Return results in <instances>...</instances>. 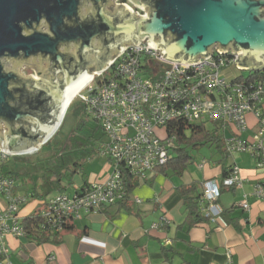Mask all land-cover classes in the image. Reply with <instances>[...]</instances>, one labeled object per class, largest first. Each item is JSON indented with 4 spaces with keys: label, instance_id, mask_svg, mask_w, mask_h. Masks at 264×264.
<instances>
[{
    "label": "water",
    "instance_id": "1",
    "mask_svg": "<svg viewBox=\"0 0 264 264\" xmlns=\"http://www.w3.org/2000/svg\"><path fill=\"white\" fill-rule=\"evenodd\" d=\"M115 1L0 0L3 153L45 144L92 74L145 38L174 63L206 60L217 47L238 55V69L264 70V0H129L144 16ZM26 66L35 77L21 73Z\"/></svg>",
    "mask_w": 264,
    "mask_h": 264
},
{
    "label": "built area",
    "instance_id": "2",
    "mask_svg": "<svg viewBox=\"0 0 264 264\" xmlns=\"http://www.w3.org/2000/svg\"><path fill=\"white\" fill-rule=\"evenodd\" d=\"M128 5L132 13L144 16V11ZM148 39L136 46H127L100 73L76 94L87 116L94 119L105 136L98 153L108 158L112 173L103 183L93 184L72 196L58 194L49 200L41 212L47 225L61 226L64 219H79L82 215L100 212L102 208L124 201L128 194L122 175L143 181L148 174L166 165L174 137L167 134V126L174 121L187 124L212 123L223 136L225 154L247 153L255 161L263 177L254 187L252 196L264 206V70L242 79V71L234 61L238 55L211 50L206 60L179 64L162 58L150 47ZM239 74H225V71ZM147 71L149 76H141ZM35 74V73H34ZM256 119V129L243 140L241 134L248 129L247 116ZM228 127L233 128L228 132ZM42 146V145H41ZM40 146V147H41ZM33 153L5 154L0 149V164L13 157L31 156ZM203 165V164H202ZM200 165V167H202ZM239 169L233 165L220 184L206 181L202 185L200 202L206 217L216 218L221 210L215 204L222 188H240ZM14 181L0 168V264H13L9 259L8 236L24 238L18 218L26 197L13 193ZM138 202V200H137ZM244 211L249 205L241 201Z\"/></svg>",
    "mask_w": 264,
    "mask_h": 264
},
{
    "label": "crops",
    "instance_id": "3",
    "mask_svg": "<svg viewBox=\"0 0 264 264\" xmlns=\"http://www.w3.org/2000/svg\"><path fill=\"white\" fill-rule=\"evenodd\" d=\"M233 73L225 71L229 77ZM247 122L248 129L241 134L243 140L251 137L257 125L252 114L247 116ZM101 142L88 139L82 147L56 155L54 164L48 167L61 162L64 170L59 183L55 175L45 173L48 167L17 172L34 176L14 181V192L27 198L19 210V221L41 210L47 200L58 194L72 196L105 182L112 173V164L98 153ZM239 155L225 154L220 170L207 168L202 179L187 175L185 170L177 176L170 168L157 169L138 181L125 203L73 220V230L62 233L57 244H37L8 236L9 259L13 264H264V206L252 196L263 172L249 154ZM233 165L239 169L241 187L221 189L215 202L221 213L213 219L202 213L199 197L201 214L208 219L189 226L178 187L195 182L201 195L204 182L219 185L222 168L229 170ZM241 201L249 205L248 211L238 206Z\"/></svg>",
    "mask_w": 264,
    "mask_h": 264
},
{
    "label": "trees",
    "instance_id": "4",
    "mask_svg": "<svg viewBox=\"0 0 264 264\" xmlns=\"http://www.w3.org/2000/svg\"><path fill=\"white\" fill-rule=\"evenodd\" d=\"M255 74H260V72H249V75L251 76H254ZM241 77L242 79H246V77H244L243 75ZM74 104L72 102L69 105V107L66 110V113L70 111L71 108H73ZM72 115H74L77 118L76 120L77 124L75 125V128L72 130L71 134L67 138L66 143L63 145V151H69L77 147H82L83 143L88 139L94 142H97L98 140L101 139L102 136H100L98 139H94L93 136H89V137L84 136L89 131L91 133L96 134L98 133L100 128L94 119L87 116L84 106L81 103L80 105L78 104L74 107ZM166 130L169 137H174L173 147L171 149L169 159L166 165L159 169L170 168L175 175L177 176L181 175L183 171L186 169V165L189 160V155L186 151L187 147L198 148L199 146H203L205 144L208 145L215 144L216 149L221 153L222 156H225L223 136L217 132L218 128H215V131L212 132L206 129L205 123L187 124L181 121H174L167 126ZM52 137H54V135ZM50 139L44 145L49 144ZM58 157H60V155ZM9 159L3 161L0 164V168L6 176L11 178L13 181H15L18 178L30 177L31 179H33L34 176L32 175V173L19 174L17 172L12 171L7 164ZM13 159L20 160L23 162L29 161L28 158L26 157L21 158L20 156L13 157ZM222 169H223L222 176L224 178L228 175L229 170H226L225 167H223ZM63 170L64 168L61 165V162H57L54 166L46 168L45 173L55 175L56 177L55 180L57 183H59L60 182L59 178L61 177ZM44 177H46L45 174ZM122 181L125 190L129 196L131 190L134 189L138 184V180L134 177L127 175V173L126 174L123 173ZM197 187L198 186L196 185L195 182L189 185H181L178 187L180 196L182 197L183 203L187 210L186 223L189 226L197 225L208 219L202 216L201 214L200 207L198 205V199L200 197V194L197 191ZM13 193L16 194L14 190ZM127 199L128 197H126L124 201L118 202L111 206L121 205L125 203ZM46 202L41 210L35 211L30 215L24 217L22 220H20V225L24 230V239L35 242L37 244H44V243L57 244L59 243L60 236L62 235V233L73 230V225L71 223L73 219L70 218L64 219L60 227L47 225L45 217L42 216L41 214V212L43 211L46 205ZM106 207H110V206H106Z\"/></svg>",
    "mask_w": 264,
    "mask_h": 264
},
{
    "label": "rangeland",
    "instance_id": "5",
    "mask_svg": "<svg viewBox=\"0 0 264 264\" xmlns=\"http://www.w3.org/2000/svg\"><path fill=\"white\" fill-rule=\"evenodd\" d=\"M125 3L124 0H116L114 2V4H122ZM129 4V3H127ZM131 5V4H130ZM128 7V6H127ZM21 71V73L25 76H33L35 77L34 71L30 68H20L19 69ZM231 73L232 72H228ZM234 73L239 74V71H234ZM233 73V74H234ZM234 74V75H236ZM241 74L244 77L249 76V72L248 71H242ZM233 75V76H234ZM141 76H149V73L147 71H145L144 73L141 74ZM75 103V104H74ZM73 108L70 109V111H68L67 113H65L62 122L59 126V128L57 129V131L54 134V137H52L50 139V143L47 145H42L39 148V151L31 156H20V157H27L28 158V162H23L20 160H14L13 158H10L8 161V167L14 171V172H19V173H23L25 171L28 172H32L35 170H40L43 169L45 167H48L49 165H53L55 162V156L56 155H62L61 153L63 152V145L66 143L67 138L69 137V135L71 134L72 130L75 128V125L77 124V118L72 115V112L74 110V107L76 105H80V102L75 100L73 102ZM205 127L208 131H215V127L216 125L212 124V123H205ZM233 128L228 127V133L232 132ZM90 133V136L95 137V139H98L100 136L101 137V141L104 142L105 141V136L103 135V132L101 130L98 131V133L94 134V133ZM95 136H94V135ZM88 137L89 134H86ZM244 138L246 137L245 135L243 136ZM188 155H189V160L188 163L186 165V169H185V173L187 175H193V176H197L200 179H202L203 175H204V171L206 172L207 168H214L215 172H217L218 170H220L221 165L220 161L222 159V155L221 153L216 149L215 144L213 145H208L205 144L203 146H199L198 148H192V147H187L186 149ZM69 156H73L69 155ZM237 156H240L239 154H237ZM203 164V167H205V169H201L200 165ZM21 180H24V178H20ZM30 200H28L29 202ZM3 200L0 198V205L2 206ZM27 202V203H28Z\"/></svg>",
    "mask_w": 264,
    "mask_h": 264
},
{
    "label": "flooded vegetation",
    "instance_id": "6",
    "mask_svg": "<svg viewBox=\"0 0 264 264\" xmlns=\"http://www.w3.org/2000/svg\"><path fill=\"white\" fill-rule=\"evenodd\" d=\"M111 1H112V0H109L110 4H111ZM124 2H125V3L119 4L118 6H120V7H126V6H128V5L125 6V4H127V3L133 5L129 0H124ZM110 4H109V6H110ZM109 6L106 7L107 10H108V7H109ZM43 30L45 31V30H47V29H46L45 27H43ZM26 67H27V66H26ZM29 67H30L32 70H33V68H34L33 66H28L27 68H29ZM24 69H25V67H24ZM35 73H37V72H35ZM38 76L41 77V76H42V73H38Z\"/></svg>",
    "mask_w": 264,
    "mask_h": 264
},
{
    "label": "bare ground",
    "instance_id": "7",
    "mask_svg": "<svg viewBox=\"0 0 264 264\" xmlns=\"http://www.w3.org/2000/svg\"><path fill=\"white\" fill-rule=\"evenodd\" d=\"M85 85H86V84H85ZM85 85H84V86H85ZM84 86H83V87H84ZM83 87H82V88H83ZM82 88H80V89H79V90H78V91L72 96V98L69 100V102H68V104H67L68 107H69V105L72 103V101L74 100V97L76 96V94H77ZM66 110H67V109H66ZM65 113H66V112H65ZM43 145H44V144H43Z\"/></svg>",
    "mask_w": 264,
    "mask_h": 264
}]
</instances>
